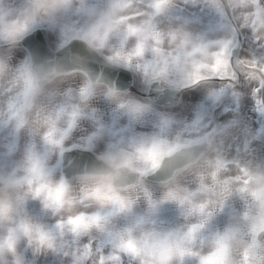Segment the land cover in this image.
I'll list each match as a JSON object with an SVG mask.
<instances>
[{
  "label": "clouds",
  "instance_id": "1",
  "mask_svg": "<svg viewBox=\"0 0 264 264\" xmlns=\"http://www.w3.org/2000/svg\"><path fill=\"white\" fill-rule=\"evenodd\" d=\"M204 2L264 47V0ZM180 6L0 0V264H264V160L171 110L218 81L264 89V61ZM38 32L46 51L25 47Z\"/></svg>",
  "mask_w": 264,
  "mask_h": 264
},
{
  "label": "rangeland",
  "instance_id": "2",
  "mask_svg": "<svg viewBox=\"0 0 264 264\" xmlns=\"http://www.w3.org/2000/svg\"><path fill=\"white\" fill-rule=\"evenodd\" d=\"M188 1L196 2L197 8L193 9L195 16L208 17L211 22L219 24L221 19L210 17L207 10L203 8L204 0ZM243 36L244 46L240 57L264 61V47L256 42L252 30ZM225 38L228 37H220L218 40ZM51 39L50 36V42ZM228 40L232 45L236 42L234 38ZM221 85L219 81L215 84L216 93L211 98L208 97L210 94L206 87L187 89L183 102L172 111L177 113L183 123H190L199 116L202 125L200 131L204 135L214 131L208 137H211L216 147L224 155H230L232 152L239 156L251 155L254 147L264 150V89L257 91L258 85L245 79L239 96L228 102L225 105L227 106L226 111L221 114L218 108L214 109L217 106L212 105L219 97ZM224 123H229V125L222 126ZM226 127L228 128L224 129ZM235 157L233 156V160Z\"/></svg>",
  "mask_w": 264,
  "mask_h": 264
},
{
  "label": "bare ground",
  "instance_id": "3",
  "mask_svg": "<svg viewBox=\"0 0 264 264\" xmlns=\"http://www.w3.org/2000/svg\"><path fill=\"white\" fill-rule=\"evenodd\" d=\"M196 2H187L184 0H181V6L178 10V12L175 15V21L177 23H183L189 26L193 31H195L198 34L204 35L208 37L209 39L217 40V38L221 35H224V32H221L219 28H216V26L210 22L208 18H197L193 13V5ZM235 37L240 36V32L235 33ZM216 89V86H215ZM212 95H209L208 97H211ZM230 160H232L234 163H240L243 161H247L249 159H254L257 161L264 160V150H259L257 147L253 148V154H246L245 156H239L238 154L231 153L230 155H226ZM233 156L235 157V160H233Z\"/></svg>",
  "mask_w": 264,
  "mask_h": 264
},
{
  "label": "water",
  "instance_id": "4",
  "mask_svg": "<svg viewBox=\"0 0 264 264\" xmlns=\"http://www.w3.org/2000/svg\"><path fill=\"white\" fill-rule=\"evenodd\" d=\"M25 46L32 50H44L46 51L49 46L48 34L43 32H38L34 36L29 37L25 41ZM239 49L234 50V54L237 56ZM132 77L129 73H121L120 80L123 84L127 85L131 81ZM183 91L178 94V98L181 100ZM165 103H167V98H165Z\"/></svg>",
  "mask_w": 264,
  "mask_h": 264
},
{
  "label": "flooded vegetation",
  "instance_id": "5",
  "mask_svg": "<svg viewBox=\"0 0 264 264\" xmlns=\"http://www.w3.org/2000/svg\"><path fill=\"white\" fill-rule=\"evenodd\" d=\"M208 7H210V9H212L214 11V8H212L210 5H208ZM231 19L230 17L226 16V19L224 20V23H230ZM231 25H228V29L230 28ZM245 28V27H244ZM227 95L226 96H222L220 99V105H224L227 102V98L232 97L234 95H237V92H239V84L237 83L235 85V87H228V91H227Z\"/></svg>",
  "mask_w": 264,
  "mask_h": 264
}]
</instances>
